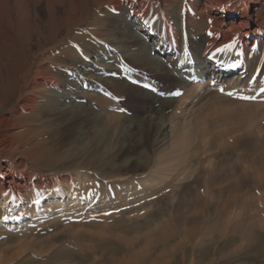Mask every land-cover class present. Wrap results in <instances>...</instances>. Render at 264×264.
Here are the masks:
<instances>
[{
	"label": "bare ground",
	"instance_id": "1",
	"mask_svg": "<svg viewBox=\"0 0 264 264\" xmlns=\"http://www.w3.org/2000/svg\"><path fill=\"white\" fill-rule=\"evenodd\" d=\"M69 1H43L51 16L56 15L54 5L62 11L56 17L64 26L63 40L50 43L48 48L55 50L38 72H22L27 76L23 83L26 91L21 94L19 106L10 115L0 114V228L16 230L45 224L51 217L62 218L75 210L72 207L76 201H82L85 209L93 213L100 205L102 211L134 209L168 188L172 193L165 199L187 196L200 183L191 182L192 167L184 182H179L180 168L188 166L198 152L202 133L206 132L208 139L209 135L219 134L217 141L223 145L227 134L254 125L259 121L257 117L264 118V93L259 91L264 87V0H90L91 7L87 9L93 15L89 20L85 15L79 24L71 22L68 14L75 13L82 0ZM73 27L77 31L66 39ZM54 28L53 25L49 31ZM230 44L234 46L216 51ZM10 47L7 44L0 50V63L16 56ZM232 64L237 67H229ZM122 65L133 71H123ZM221 87L225 93L259 94L258 100L236 99L221 93ZM177 89L182 96L161 95ZM121 107L127 113L117 110ZM138 113H155L160 120L156 133L151 135L147 128L153 123L150 119L140 128L131 129L138 126ZM20 116L32 118L30 129L17 121ZM180 142L184 145L177 148ZM26 143L35 149L33 154L23 151ZM148 145L157 147L156 158L144 153ZM5 154L14 155V164L5 162ZM45 155L51 165L68 161L64 170L72 172L73 177L61 181L31 177L28 163ZM19 158L24 161L15 163ZM114 160L124 161L116 164ZM147 160L158 162L149 166ZM173 162L179 164L168 169ZM149 168L150 173L141 180L120 179L129 172ZM209 175H214V167ZM108 179L116 181L109 183ZM206 182L212 180L208 178ZM135 184L138 188L129 196ZM30 193L35 197L25 200ZM4 215L20 219L5 222ZM225 217L223 213L220 218ZM259 220L253 217L245 221L238 214L229 242L246 237L252 242L246 249L255 250ZM152 222L139 228L151 226ZM220 229L215 222L211 234L220 233ZM116 237L124 247L128 246L125 236ZM189 237L191 241L193 237ZM144 240L151 245L150 261L138 264H171L176 259H165L170 243L176 240L171 229L162 228L155 236L147 233ZM206 246L205 243L197 249L196 264L202 263ZM188 247L179 250L185 253ZM122 252V248L112 251Z\"/></svg>",
	"mask_w": 264,
	"mask_h": 264
},
{
	"label": "rangeland",
	"instance_id": "2",
	"mask_svg": "<svg viewBox=\"0 0 264 264\" xmlns=\"http://www.w3.org/2000/svg\"><path fill=\"white\" fill-rule=\"evenodd\" d=\"M43 1L0 0V50L9 44L16 55L4 59V64L0 63V100L3 101L0 114L10 115L19 106L21 94L26 91L23 85L27 77L23 74L26 69L38 72L40 65L50 60L49 53L55 50L48 48L51 47L50 43L63 40L60 38L63 37L64 26L56 17L62 11L54 5L56 15L51 16L46 2ZM65 1L68 3L69 0ZM89 1L82 0L83 6L75 13L68 14L71 22L79 24L85 15L86 19L91 18L93 14L87 9L88 7L90 10L91 7ZM53 25L55 28L49 31ZM76 31L77 27H73L65 38L71 39ZM138 116L141 122H138V126L133 125L131 129L140 128L150 119L156 125L150 123L147 128L151 135L156 133L160 120L156 119L155 113H138ZM257 119L259 121L254 125L227 134L226 143L223 145L217 141L219 134L209 135L208 139L205 138L206 132L202 133L201 138L204 140L199 139L198 152L188 166L180 168L182 174L179 182H184L186 173H190L189 168L192 167L194 178L191 182L200 183L187 196L165 199L172 193V189L168 188L154 196L155 198L140 203V207L132 208L133 210L120 207L102 211L103 206L100 205V209L93 213L85 209L82 201H76L72 207L75 212L69 211L62 218L51 217L45 224L17 227L16 230L1 227L0 257L3 258V264H138L145 259L149 262L148 251L151 245L144 240V235L150 233L155 236L162 228H169L176 235V240L170 243L171 247L168 246L169 253L165 255V259L176 257L171 264H196L197 249L205 243L207 246L202 252L203 260L200 264H264V254L261 255V251H264V118ZM17 121L27 129L32 127L31 117L20 116ZM183 145L184 142H180L176 147ZM22 149L25 154H33L35 151L30 143H26ZM143 151L150 157L156 158L158 155L156 146L148 145ZM13 156L5 154L3 158L5 162L14 164ZM47 158L46 155L36 157V160L28 163L27 169L31 177H53L58 181L73 177L72 172L64 170L68 161L59 160L58 164L51 165ZM18 161L24 160L19 158L15 163ZM123 161L114 160L116 164H122ZM134 161L130 160L131 163ZM147 161L149 166L158 162ZM178 164L179 162H173L167 168H174ZM212 167L214 175L210 177ZM150 170L129 172L120 179L138 181L149 174ZM57 174L61 176L59 179L56 178ZM208 178L212 182H206ZM112 180L115 183L116 180L108 179L109 183ZM136 186L137 184L132 187L129 196L138 188ZM31 197L35 196L30 193L25 200ZM162 199V202L157 203ZM99 200H102L101 196ZM223 213L226 217L220 218ZM238 214L245 221L253 217L260 218L255 250L246 249L251 242L246 237H236L229 242L231 228ZM111 217L116 218L112 220ZM148 221H153L151 226L139 228V225ZM217 221L221 232L212 235L211 228ZM160 224L163 227H158ZM189 235L193 237L191 241ZM116 236H125L128 246L124 247L123 242ZM185 245L189 247L185 253H181L179 247ZM118 248H122L123 252L113 254L112 251Z\"/></svg>",
	"mask_w": 264,
	"mask_h": 264
},
{
	"label": "snow or ice",
	"instance_id": "3",
	"mask_svg": "<svg viewBox=\"0 0 264 264\" xmlns=\"http://www.w3.org/2000/svg\"><path fill=\"white\" fill-rule=\"evenodd\" d=\"M144 23L147 24L148 21L145 20ZM208 34H209L210 36L213 35V33H212L211 31H209ZM233 46H234V44L225 45L224 48H218V49H216V51H217V52H223V51H225L227 48H231V47H233ZM77 50L79 51V48H78ZM214 55H215V54H213V56H214ZM85 58H86V57H85ZM229 67L235 68V67H237V65H236V64H232V65H229ZM122 69H123V71H125V72H131V71H133V69L129 68L127 65H122ZM113 75H116V74L113 73ZM253 82H255V77H253ZM212 84L215 85V84H216V81L213 80V81H212ZM144 86H145V87H149V85H144ZM219 91H220L221 93H224V94L228 95V96H233V97L236 98V99H240V100H244V101H257V100H258V96H259V94H257V95H243V94H240V93H237V92H233V91H229V92H226V93H225V89H224L223 87L219 88ZM259 91H260L261 93H264V87H261ZM107 95L110 96V97L112 96L111 93H107ZM161 95H167V96H169V97H180V96L183 95V92L180 91L179 89H177V90H174V91H169V92L166 93V94H165V93H161ZM112 98H113V99H116V100L121 99L120 97H112ZM262 102H264V101H262ZM117 110L120 111V112L127 113V109H126V108H123V107H121V108H119V109H117ZM56 191H59V189H56ZM37 194H39V193H37ZM4 195L7 196L8 193L5 192ZM14 199H15V197H13V200H14ZM34 203H39V201H34ZM105 215H110V213H105ZM2 219H3L5 222H7V221H9V220H18V219H20V217H19V216H9V215H4V216L2 217Z\"/></svg>",
	"mask_w": 264,
	"mask_h": 264
}]
</instances>
